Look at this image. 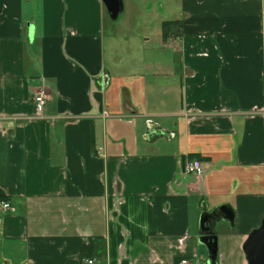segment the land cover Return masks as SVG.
<instances>
[{"label":"crops","instance_id":"1","mask_svg":"<svg viewBox=\"0 0 264 264\" xmlns=\"http://www.w3.org/2000/svg\"><path fill=\"white\" fill-rule=\"evenodd\" d=\"M122 5L114 20L103 0H0V201L15 208L0 210V264H207L201 220L217 213L215 264H248L264 0ZM165 22H180L167 41Z\"/></svg>","mask_w":264,"mask_h":264},{"label":"water","instance_id":"2","mask_svg":"<svg viewBox=\"0 0 264 264\" xmlns=\"http://www.w3.org/2000/svg\"><path fill=\"white\" fill-rule=\"evenodd\" d=\"M108 8L112 19H117L121 14L123 5L122 0H103ZM221 213L209 215L205 214L201 220V240L209 250L207 264H215L217 259V237L212 228ZM232 220V217L230 218ZM244 251L247 256L248 264H264V220L259 229L252 232L249 236Z\"/></svg>","mask_w":264,"mask_h":264},{"label":"built area","instance_id":"3","mask_svg":"<svg viewBox=\"0 0 264 264\" xmlns=\"http://www.w3.org/2000/svg\"><path fill=\"white\" fill-rule=\"evenodd\" d=\"M48 102V97L44 92L39 93L35 98L36 112L38 115H42L45 106ZM180 166L183 173L186 175L202 177L204 175V165L198 159H188L185 162H181ZM0 210L4 212H14L15 208L7 201H0ZM85 264H99L94 258H87L84 260ZM177 264H199L192 258H182Z\"/></svg>","mask_w":264,"mask_h":264},{"label":"trees","instance_id":"4","mask_svg":"<svg viewBox=\"0 0 264 264\" xmlns=\"http://www.w3.org/2000/svg\"><path fill=\"white\" fill-rule=\"evenodd\" d=\"M179 23L180 22H165L163 24V38H164V40H166V41L168 40V38L171 36V30L174 27L180 25ZM0 200H1V198H0ZM2 200H7V199L3 198Z\"/></svg>","mask_w":264,"mask_h":264},{"label":"rangeland","instance_id":"5","mask_svg":"<svg viewBox=\"0 0 264 264\" xmlns=\"http://www.w3.org/2000/svg\"><path fill=\"white\" fill-rule=\"evenodd\" d=\"M2 212H4V211H2Z\"/></svg>","mask_w":264,"mask_h":264}]
</instances>
